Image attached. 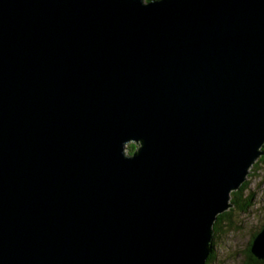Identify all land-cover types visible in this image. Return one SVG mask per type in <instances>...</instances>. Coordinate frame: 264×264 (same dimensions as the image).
I'll return each instance as SVG.
<instances>
[{
    "label": "water",
    "instance_id": "water-1",
    "mask_svg": "<svg viewBox=\"0 0 264 264\" xmlns=\"http://www.w3.org/2000/svg\"><path fill=\"white\" fill-rule=\"evenodd\" d=\"M263 144L264 0H0V264H205Z\"/></svg>",
    "mask_w": 264,
    "mask_h": 264
},
{
    "label": "rangeland",
    "instance_id": "rangeland-1",
    "mask_svg": "<svg viewBox=\"0 0 264 264\" xmlns=\"http://www.w3.org/2000/svg\"><path fill=\"white\" fill-rule=\"evenodd\" d=\"M259 167L249 168L245 178L248 185L243 195L253 196L251 205L244 212L231 211L230 225L227 219L223 221L221 229L213 235L212 258L208 264H245L247 244L264 222V163Z\"/></svg>",
    "mask_w": 264,
    "mask_h": 264
},
{
    "label": "trees",
    "instance_id": "trees-1",
    "mask_svg": "<svg viewBox=\"0 0 264 264\" xmlns=\"http://www.w3.org/2000/svg\"><path fill=\"white\" fill-rule=\"evenodd\" d=\"M144 1H150V0H144ZM136 147L135 144L133 143H129L126 146V151L128 153H131L134 148ZM261 150L264 152V144L261 147ZM262 163H264V153L262 155H260L253 163V165L250 167L251 169H259V164L261 165ZM251 172V170L249 171V173ZM248 185L247 180H244L238 189L231 191V196H230V200L229 202L231 203V206L226 209L224 212L217 214L216 215V219L213 222V235L215 233H217L220 229H221V225L223 223V221H226V219L228 220V224H231V211H233L234 209L239 210L240 212H244L248 209V207L251 205L253 196L249 195L247 197H245L243 195V192L245 191L246 187ZM263 208H264V201H263ZM264 225V222L262 223L261 226ZM260 226V228H261ZM259 228V229H260ZM259 229L257 231H255L252 236L251 239L249 240L247 247L245 249V256H246V261L245 264H264V259L263 260H258L256 259L250 252V245H251V241L254 237V235L259 231ZM212 258V252L208 255L205 264H208L210 262Z\"/></svg>",
    "mask_w": 264,
    "mask_h": 264
}]
</instances>
